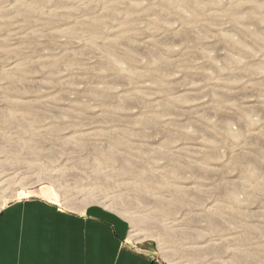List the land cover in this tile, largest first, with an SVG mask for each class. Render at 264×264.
I'll list each match as a JSON object with an SVG mask.
<instances>
[{
    "label": "rangeland",
    "instance_id": "1",
    "mask_svg": "<svg viewBox=\"0 0 264 264\" xmlns=\"http://www.w3.org/2000/svg\"><path fill=\"white\" fill-rule=\"evenodd\" d=\"M0 186L161 264H264V0H0Z\"/></svg>",
    "mask_w": 264,
    "mask_h": 264
},
{
    "label": "crops",
    "instance_id": "2",
    "mask_svg": "<svg viewBox=\"0 0 264 264\" xmlns=\"http://www.w3.org/2000/svg\"><path fill=\"white\" fill-rule=\"evenodd\" d=\"M125 224L99 208L60 212L39 200L0 211V264H161L125 249Z\"/></svg>",
    "mask_w": 264,
    "mask_h": 264
},
{
    "label": "bare ground",
    "instance_id": "3",
    "mask_svg": "<svg viewBox=\"0 0 264 264\" xmlns=\"http://www.w3.org/2000/svg\"><path fill=\"white\" fill-rule=\"evenodd\" d=\"M39 176V175H38ZM40 183V182H39ZM6 184V183H5ZM1 187V186H0ZM5 187V186H4ZM3 188V187H2ZM1 188V189H2ZM26 190H27V188H26ZM42 192H44V191H42ZM97 200V199H96ZM104 200V199H103ZM106 202V201H105ZM133 224H135V223H133ZM132 224V225H133ZM134 232V231H133ZM143 235H141V234H139V233H133L132 235H131V239H133V240H135L136 242H141L142 241V239H143V237H142Z\"/></svg>",
    "mask_w": 264,
    "mask_h": 264
}]
</instances>
